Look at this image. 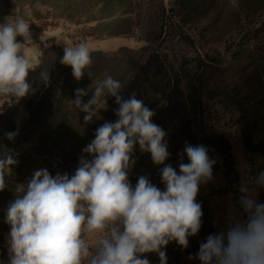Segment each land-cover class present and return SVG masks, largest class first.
<instances>
[{
  "label": "rangeland",
  "instance_id": "obj_1",
  "mask_svg": "<svg viewBox=\"0 0 264 264\" xmlns=\"http://www.w3.org/2000/svg\"><path fill=\"white\" fill-rule=\"evenodd\" d=\"M17 16L30 25L25 55L35 67L25 97L0 96V147L17 161L0 191V264H8L5 213L17 188L42 168L53 177L73 175L96 129L117 119L114 97H101L87 124L70 103L78 88L88 91L87 103L90 86L107 76L125 86V98L135 92L154 110L153 123L167 133L166 165L179 172L181 157L188 163L186 144L204 145L216 161L196 198L199 232L187 248L171 241L162 249L167 264H201L200 244L224 230L231 215H242L241 182L264 172V0H0V24ZM80 42L90 46L92 64L77 81L60 61L64 47ZM48 51L58 54L51 73L39 59ZM9 132L18 133L14 140ZM133 159L132 186L145 176L164 190V165L138 145ZM258 197L264 203V188ZM141 258L160 264L158 253Z\"/></svg>",
  "mask_w": 264,
  "mask_h": 264
},
{
  "label": "clouds",
  "instance_id": "obj_2",
  "mask_svg": "<svg viewBox=\"0 0 264 264\" xmlns=\"http://www.w3.org/2000/svg\"><path fill=\"white\" fill-rule=\"evenodd\" d=\"M31 42L30 25L23 17L0 24V96L19 99L29 93L27 78L35 66L25 55V46ZM91 51L86 42L64 47L60 62L71 67L77 81L92 64ZM124 88L107 76L96 81L94 89L90 86L87 103L82 98L88 91L75 90L70 103L86 114V124L97 116L100 98L106 96L115 98L117 119L96 129L73 175L53 177L42 168L34 171L26 186L17 188L18 195L5 213L10 226L8 264H150L141 258L147 253H158L160 264H167L162 249L171 241L187 248L188 237L199 232L203 212L196 198L200 185L212 179L216 161L204 145L186 144L183 152L188 163L181 157L179 172L166 165L167 133L153 123L154 110L135 92L125 98ZM17 134L5 135L11 141ZM136 145L142 153H150L155 165H164V190L145 176L134 187L130 183ZM15 163L11 155L0 158V191ZM260 188H264V172L241 182L242 215H231L224 230L200 244L196 258L201 264H264Z\"/></svg>",
  "mask_w": 264,
  "mask_h": 264
},
{
  "label": "water",
  "instance_id": "obj_3",
  "mask_svg": "<svg viewBox=\"0 0 264 264\" xmlns=\"http://www.w3.org/2000/svg\"><path fill=\"white\" fill-rule=\"evenodd\" d=\"M58 54L55 51H48L45 56L39 57L47 68V72L51 73L53 65L56 63ZM11 155L13 158V153L6 147H0V158H6ZM14 159V158H13Z\"/></svg>",
  "mask_w": 264,
  "mask_h": 264
},
{
  "label": "crops",
  "instance_id": "obj_4",
  "mask_svg": "<svg viewBox=\"0 0 264 264\" xmlns=\"http://www.w3.org/2000/svg\"><path fill=\"white\" fill-rule=\"evenodd\" d=\"M257 199H258V201L260 202L259 197H257Z\"/></svg>",
  "mask_w": 264,
  "mask_h": 264
},
{
  "label": "bare ground",
  "instance_id": "obj_5",
  "mask_svg": "<svg viewBox=\"0 0 264 264\" xmlns=\"http://www.w3.org/2000/svg\"><path fill=\"white\" fill-rule=\"evenodd\" d=\"M40 61H42L41 59H40ZM43 62V61H42Z\"/></svg>",
  "mask_w": 264,
  "mask_h": 264
}]
</instances>
